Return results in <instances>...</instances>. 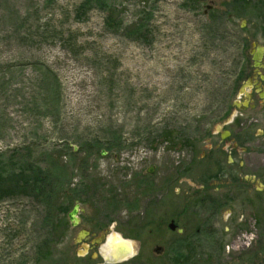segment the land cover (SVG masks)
Returning <instances> with one entry per match:
<instances>
[{"label":"rangeland","instance_id":"obj_1","mask_svg":"<svg viewBox=\"0 0 264 264\" xmlns=\"http://www.w3.org/2000/svg\"><path fill=\"white\" fill-rule=\"evenodd\" d=\"M245 40L264 47V0H0V169L49 168L57 213L2 198L0 264H64L80 228L143 264H264V108L252 89L233 105Z\"/></svg>","mask_w":264,"mask_h":264},{"label":"flooded vegetation","instance_id":"obj_2","mask_svg":"<svg viewBox=\"0 0 264 264\" xmlns=\"http://www.w3.org/2000/svg\"><path fill=\"white\" fill-rule=\"evenodd\" d=\"M206 13L207 12L204 10V14ZM247 62L248 64L244 70L243 77L245 82L242 84L244 85V88L242 90L246 92L247 89H252L257 99L256 102L259 104V108H264V78H261V75L264 77V68H262V66H255V61L253 60L252 56ZM260 65L264 66L263 59L261 60ZM242 90H239L238 94L241 97L246 98L248 101L246 103L243 102V105H239V103H233L234 108H237L240 111L255 109L256 105L252 103V96L248 95L247 93L245 94ZM229 136V133L226 134L227 138H229ZM236 147V143L231 144L230 151L228 153H232ZM227 163H230L228 159ZM81 212L79 213L78 211L79 214H77V217L79 221L76 222V225L72 226L70 221L69 225L76 227L81 223ZM79 234L83 235V237L80 239H78ZM102 239L103 237H101L100 233L97 236L91 229H78L72 238V245L75 247L79 246L80 253H76V250H74L73 253L69 252L66 257L67 260L64 264H143L144 260L142 256L145 253V250H143L140 243L137 245L128 239L118 240L114 239V237H108L104 239L105 242L102 243ZM146 252L151 253L155 259H159L165 254L164 248L158 245L149 247L146 249Z\"/></svg>","mask_w":264,"mask_h":264},{"label":"trees","instance_id":"obj_3","mask_svg":"<svg viewBox=\"0 0 264 264\" xmlns=\"http://www.w3.org/2000/svg\"><path fill=\"white\" fill-rule=\"evenodd\" d=\"M212 23L216 24L215 18L212 19ZM229 38L231 39V36H228V39ZM248 43V40H245L241 47V51L245 56V60L247 61L249 60L248 53L246 52ZM244 70H240L237 77L234 78L233 88L236 83L238 84V81L243 79ZM53 79L54 82L51 83L50 87L47 86L43 89L41 87H38L40 93L44 96V100H46L49 95H53V97L56 95H60V88L56 76H53ZM41 81H45V79L41 77ZM66 143L68 144V141H66ZM26 168L27 169H21V166L19 168H15L14 165H11L7 169H0V200L13 194H18L23 197L33 196L35 197L36 202H38L39 204L40 200H42L43 204L40 206H42L44 210V221H46L50 225H53L52 222L53 219L57 216V213L54 210V207L53 209L51 208L53 193V187L50 180L51 171L49 168L43 169L40 167H36V170L32 169L31 165H28V163H26ZM1 171H4L5 175H2ZM51 209L53 210L52 212ZM65 210L66 207L59 212L64 214ZM59 224L63 227V229L68 228L67 223H63V217L61 220H59ZM54 226L55 227H53V229H56L57 225ZM45 245L48 247V243L45 242Z\"/></svg>","mask_w":264,"mask_h":264},{"label":"water","instance_id":"obj_4","mask_svg":"<svg viewBox=\"0 0 264 264\" xmlns=\"http://www.w3.org/2000/svg\"><path fill=\"white\" fill-rule=\"evenodd\" d=\"M201 1H204V0H201ZM206 8H207V9H210V8H211V5H208ZM243 25H244V23L242 24V26H243ZM252 48H253V49H252L251 53H252V55H253V59H254V61H255V66H258V65H260V61H261V59H262V56L264 55V48L261 47V46H259V45H256L255 43H252ZM254 49H255V50H254ZM261 66L264 68L263 65H261ZM261 78L263 79L264 77L261 75ZM241 89H243V88H241ZM242 91H243V90H242ZM263 95H264V88H263ZM101 154L104 155L105 152L102 151ZM147 173L152 174V173H153V168L150 167V168L147 170ZM78 207H79V204L76 203V204L73 206L72 210L67 214L68 220L70 221V223L72 224V226H75V225H76V222H77V217H76V215H77V213H78ZM168 229H170V230H175V229H176V225L174 224L173 221H171V222L168 224ZM177 232H178V233H181L182 230H181V229H177ZM111 236H113V235H111ZM82 237H83V235H82V234H79L78 239H80V238H82ZM116 239L120 240L119 237H117V236H116Z\"/></svg>","mask_w":264,"mask_h":264},{"label":"bare ground","instance_id":"obj_5","mask_svg":"<svg viewBox=\"0 0 264 264\" xmlns=\"http://www.w3.org/2000/svg\"><path fill=\"white\" fill-rule=\"evenodd\" d=\"M114 237V239H116V236L115 235H113V236H111V238H113ZM111 241V240H110ZM110 241H109V243H110Z\"/></svg>","mask_w":264,"mask_h":264}]
</instances>
